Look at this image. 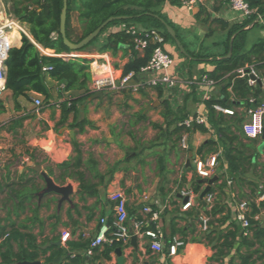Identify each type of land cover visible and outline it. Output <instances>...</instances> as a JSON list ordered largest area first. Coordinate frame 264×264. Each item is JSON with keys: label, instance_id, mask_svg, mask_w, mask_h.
Here are the masks:
<instances>
[{"label": "crops", "instance_id": "0c3cea01", "mask_svg": "<svg viewBox=\"0 0 264 264\" xmlns=\"http://www.w3.org/2000/svg\"><path fill=\"white\" fill-rule=\"evenodd\" d=\"M229 1L203 0L193 8L183 5L181 0L180 4L167 0L159 5L157 10L173 23L172 27L182 44L185 43L190 51L202 57H193L188 52L189 56H182L176 44L165 43V48L175 58V64L169 72L179 78L178 85L169 89L162 87L161 98L157 87H146L140 92L132 86L126 89L127 86L120 90H104L102 97L92 98V95L78 110V119L86 117L95 125L86 127L83 133L71 127L75 118L73 113L61 122L60 104L71 97L72 93L63 92L64 85L58 81H47L51 97L47 101L41 96L44 106L40 109L35 105L37 98L32 100L30 96V101L20 96L18 102L22 108L16 111L11 92L5 90L10 101L4 103L7 111L0 115V231L3 228H15L20 232L32 233L41 250H45L44 255L38 259L42 263H47L45 258L51 255L53 247H59L65 253L48 263L67 264L77 257L82 259L79 261L83 264H119L116 250L110 252L109 257L104 254V244L108 241L99 246H93L92 242L100 229L101 218H115L114 202L109 197L110 193L122 190L127 199L129 229L133 228L137 220L146 222L149 219V214L144 211V206L149 205L160 211L156 227L164 233L161 252L151 248V239L146 236H138L137 247L131 243V239L129 245L119 247L122 249L124 264L209 262L215 250L205 239L207 230H203L200 217L208 216L207 212L219 202L226 211L217 214L216 218L228 216L230 220L224 225L226 227L236 219L239 204L246 201V197L252 193L250 184L248 181L240 183L228 176V162L224 159L220 146L218 166L213 174L218 180L211 189H214V203H207L205 198L201 200L199 196L207 184L202 182L203 178L197 176L195 160L214 153L203 156L199 153V148L207 140L217 139V135L209 125L206 132H187L189 147L183 148L180 144L181 138L177 140V135H172L175 117L171 116L167 121L163 116L166 111L163 101L168 99L174 111L181 108L190 117L197 113L207 115L202 99L206 87L196 83L206 72L215 68L213 60L222 59L229 53L228 51L225 54L228 29H223L215 20L222 19L231 25L246 20L231 8ZM199 12H202L200 17ZM208 15L210 17L206 22L201 21ZM72 25L74 28L80 25L77 14L72 18ZM125 25H112L91 45V50L73 53L77 54L76 57L89 58L90 69L99 67L98 64H109L117 75L123 73L124 66L133 58L132 48L126 45L106 51H100L99 48L107 42L110 33L124 30ZM136 26L143 29L141 24ZM210 30L212 32L209 33ZM245 30L244 48L249 51L256 42L264 40V17L259 15ZM236 36L237 33L230 38V45L232 38L235 40ZM21 38L22 35H19L18 40L14 41L15 47L21 46ZM42 52L50 56L71 58L68 55L70 53L56 54L51 49H44ZM260 72L264 74V69H260ZM192 91H195V95H190ZM216 91L218 90L215 83L211 95ZM237 111L243 112L245 108L237 107ZM6 115L8 118H4ZM20 117H24V120L17 130L9 131L5 128L13 119ZM246 117L248 118L247 114ZM255 139L258 140V153L252 158L249 173L258 174V179L254 180L249 173L246 176L249 181L259 185L255 202L260 206L264 202V139L262 135ZM74 140L80 144L84 161L92 157L98 163L94 171L86 167L81 168L86 174V182L96 187L95 195L82 192L79 181L67 176L59 177L61 170H58L56 165L74 155ZM243 142L248 143L249 140L244 138ZM38 154L44 155L43 161H39ZM250 154L251 151L248 150L246 155ZM31 156L36 160L31 159ZM160 156L166 159L164 171L158 168ZM36 165L41 166L42 171L47 172L56 184L72 185L70 201L60 203L61 195L54 192L45 193L40 197L39 194L46 187V183L43 176L34 169ZM50 169H54L55 175L49 173ZM97 173L101 174V177L97 176ZM221 173H225V176L219 179ZM29 178L33 179V186L37 191L35 197L26 201L22 209L18 207V199L10 198L9 192ZM221 184H224L222 189L219 188ZM189 197L193 199V205L184 210L182 206ZM258 216L264 220V210ZM238 226L239 233L244 232L240 223ZM64 233H69L65 241L62 239ZM3 239L4 237L0 239V244ZM174 240L182 244L179 245L177 254L171 257L168 255V247ZM58 241H61L60 246L54 244ZM12 245L17 251L19 243L12 241ZM56 258L60 260L55 262ZM261 262H264V259L258 263ZM0 264H4L1 257Z\"/></svg>", "mask_w": 264, "mask_h": 264}, {"label": "trees", "instance_id": "16d2710c", "mask_svg": "<svg viewBox=\"0 0 264 264\" xmlns=\"http://www.w3.org/2000/svg\"><path fill=\"white\" fill-rule=\"evenodd\" d=\"M10 2L9 13L14 18L20 20L27 26L29 35L22 33V44L20 47H12L6 60L7 75L5 90L11 92V97L15 102V110L22 108L18 102L20 96L26 99L30 98V93L34 92L42 96L45 100H49L51 92L47 81L54 80L63 84V92L72 93L71 97L61 102L63 122L69 114H74V122L71 127L77 128L78 132L83 133L86 127H94V123L84 117L78 119V110L80 105L85 103L94 93L90 91L89 83L92 80V72L90 69L91 60L86 57L65 58L61 56H50L42 52L43 49L54 50L56 54L82 52L98 41L99 37L107 31L109 27L116 24H126L127 28L137 24H141L143 29L140 30H157L164 37L165 43H175L173 37L168 33L165 25L161 22L164 19L171 26H174L165 15H163L157 7L167 0H68L67 10V37L73 42H79L103 22L111 17H116L110 22L90 44L78 51L70 50L63 42L60 33V15L63 6V0H8ZM173 4H180V0H170ZM249 6L255 10V13L242 23L230 24L222 19L217 21L223 29H228V40L226 43V52L230 49V38L237 33L233 42V52L230 57L213 60L215 68L205 74L208 78L217 84V93L212 94L209 100L204 101L207 110L208 125L214 129L217 139H209L199 148V153L203 156L211 152L218 151L220 146L223 149L224 159L228 162L226 173L233 180L240 183L248 181L252 193L246 197L249 207L247 217L250 222L248 228L249 234L245 231L239 233L238 220H230L228 216L216 218L217 214L224 213L226 208L221 206L219 202L213 205L211 211L207 212L210 217L208 229L205 232V239L212 245L215 254L209 259L207 264H259L264 259V220L259 217L264 210V202L258 206L255 198L259 185L257 182L249 181L247 173H249L251 161L254 155L258 153V140L246 136L243 130V124L246 121V109L258 104L263 100V93L259 84L252 87L248 84V77H241L238 70L247 69V65L255 63V67L259 71L264 69V40L256 42L253 47L246 51L244 48L245 27L255 21L259 15L264 17V0H246ZM77 14L79 27L74 28L72 18ZM202 15L199 12L198 17ZM158 16V17H157ZM209 15L201 21L206 22ZM138 28V27H137ZM77 32L78 37H72V31ZM139 29V28H138ZM212 30L209 31V33ZM179 37V36H178ZM14 41H17L19 34H14ZM136 35L128 32L126 29L118 32L110 33L107 42L99 49L106 51L115 49L119 45H126L132 48L133 58L124 66L123 74L134 73L136 80L141 79V68L150 60L156 44L150 43L144 52H138L134 49ZM180 39V37H179ZM187 52L193 57H202L190 51L185 43H183ZM184 54H182L183 56ZM50 67V69H45ZM147 86L140 87L138 91L143 92ZM159 98L163 95V88L157 86ZM190 95H195L192 91ZM189 95V96H190ZM188 96V97H189ZM255 97V102H251L250 98ZM166 111L163 116L168 121L169 117L174 116L175 129L172 135H177V140L181 138L183 132L193 133L196 131L206 132L209 127L204 124L194 123L191 128L180 125L186 118L190 117L183 109L173 110L168 103V99L163 101ZM231 108L234 110L233 115L218 111L215 106ZM237 107H244L245 111H237ZM6 107L0 102V115L5 113ZM144 118V117H142ZM24 117L12 120L9 126L5 128L9 131H15L22 126ZM171 134V132H170ZM247 138L248 143H244L243 139ZM175 143V142H174ZM251 151L250 155H246L247 151ZM74 155L67 161L57 164L56 168L61 170L59 177H70L80 182V189L90 195L96 194V187L86 182V174L81 170L86 167L94 171L97 168V161L92 157L87 161L82 159L80 144L73 141ZM34 161L36 158L31 156ZM165 157L160 156L158 160V168L160 171L165 170ZM257 165V164H256ZM115 170V168L113 169ZM49 173L55 175L54 169H50ZM101 177V174L97 173ZM225 176V173L219 174V179ZM225 184L226 182L223 181ZM224 184L219 185L223 188ZM0 182V190H1ZM263 189V188H262ZM214 190V189H213ZM211 190L210 192H212ZM37 189L33 186V179L29 178L23 181L16 189L9 192L10 198L18 199V207L24 209L26 201H30L35 197ZM263 192V190H262ZM258 216V218H256ZM114 217L109 219L110 224L114 222ZM155 224L150 223L143 229H154ZM0 257L4 264H18L24 261H36L44 255L36 237L29 232H20L18 229L12 228L7 230L1 229L0 239ZM113 236L108 234V238ZM12 241L19 243V248L15 251ZM123 247V243L113 238L112 242L104 244V254L109 257V253L117 248ZM5 249V250H4ZM65 252L59 247H53L50 256L45 261L51 262L55 257L63 255ZM70 258V256H69ZM80 258L71 259V263L67 264H83ZM80 262V263H79ZM260 264H264L261 262Z\"/></svg>", "mask_w": 264, "mask_h": 264}, {"label": "built area", "instance_id": "2783aa9c", "mask_svg": "<svg viewBox=\"0 0 264 264\" xmlns=\"http://www.w3.org/2000/svg\"><path fill=\"white\" fill-rule=\"evenodd\" d=\"M182 4L188 8H193L198 4H201L203 0H181ZM231 8L237 12L241 18L248 19L255 13V10L252 9L246 0H230L229 1ZM128 32L136 35L134 49L138 52H144V49L150 44H156L152 56L149 62L141 68V79L137 80V84L133 85L132 88L138 90L140 87H157L161 86L164 88H173L178 85L179 78L172 75L169 70L175 64L174 56L164 47V37L162 34L153 29V30H140L137 27L131 26L127 28L124 26ZM17 32L19 35L25 33L29 35L26 25L20 20L14 18L10 15L7 17L4 23L0 25V97L5 91L6 84V75H7V66L6 60L9 55V51L14 47V33ZM42 51L44 49L41 48ZM70 57H76L75 54H68ZM264 62V60H263ZM99 67H92V80L90 83V91L95 93L98 91L104 90H120L128 86V83L131 79L134 78V73L131 72L127 75L120 73L117 75L115 69L109 64H98ZM50 69V67L45 68ZM238 73L241 77H248L249 86L260 85L263 96H264V74H260L255 65H249L247 69H239ZM193 84V82H190ZM199 86L204 85L206 87L203 92L202 99L203 101L209 100L211 98V89L215 84V81L208 78L204 74L200 80L196 83ZM251 102H255V97L250 98ZM35 105L38 109L44 106L42 100L37 98L35 100ZM215 108L218 111H222L226 114L233 115L234 110L231 108L222 107L216 105ZM248 118L243 124V130L246 136L250 138H258L263 134L264 130V97L261 102L252 107L246 109ZM194 123L208 125L207 115L197 113L194 116L186 118L180 125L185 126L186 128H191ZM188 133H183L180 139V144L183 148H188ZM220 152L215 151L214 153L208 155L207 157H198L195 160V172L199 178H211L218 166V157ZM187 195V194H184ZM214 193L209 192L204 198L209 204L214 203ZM110 199L114 202V212L115 219L112 224L106 217L101 218V226L98 231L97 236L92 242L93 246L102 245L104 242H112L113 238L119 240L123 245H129L132 233L137 236H146L151 239V248L156 251H163V246L161 239L164 238V233L158 227L156 223L160 218V211L152 208L151 206H144V211L149 214V219L144 222L142 220H137L132 229H129L127 225L128 212L126 205V196L122 190H115L110 193ZM193 205V199L188 198L186 203L182 206L184 210L188 209ZM248 204L246 201H243L239 204L238 211L236 214V219L238 223L244 228L245 234H249L250 222L247 217ZM258 218V216H256ZM202 222L203 230H207L209 225L208 222L210 218L208 216L202 215L200 217ZM146 223H154V229H143ZM132 231V233H131ZM108 234H111L113 237L108 238ZM69 233H64L62 239L65 241ZM182 242L174 240V242L169 243L168 255L173 257L177 254L178 247Z\"/></svg>", "mask_w": 264, "mask_h": 264}, {"label": "water", "instance_id": "95a60500", "mask_svg": "<svg viewBox=\"0 0 264 264\" xmlns=\"http://www.w3.org/2000/svg\"><path fill=\"white\" fill-rule=\"evenodd\" d=\"M67 10H68V0H63V6H62V9H61V15H60V33L62 35L64 44L70 50H73V51L81 50L82 48H84L85 46L90 44L95 38H97L99 36V34L102 32V30L110 22H112L114 19H116V17H111V18L107 19L97 29H95L92 33H90L88 36L83 38L81 41L73 42L67 37V33H66ZM161 22L165 25L168 33L175 40V43H176L178 49L180 50V52L182 54H184V55L189 56V54L187 53V51H186L185 47L183 46L182 42L178 38L175 29L171 25L166 23L165 20L161 19ZM233 41H234V37L231 40L229 53L227 54V56H225V58L230 57L232 55V52H233ZM136 84H137V80L136 79H131L129 81L128 87L126 89H129V87H131L133 85H136ZM103 95H104V91L101 90V91H98L95 94H93L92 98L102 97ZM262 137L264 139V130H263ZM34 169L43 176V178L45 180V183H46V187L39 194L40 197H42L45 193L54 192V193H57V194L61 195L60 203L64 202L65 200H67V201L71 200L70 199V195H71V193L73 191L72 185L64 186V185L56 184L55 181L53 180V178L47 172L42 171V168L39 165H36L34 167ZM217 180H218V177L216 175L211 177V178H203L202 179V182L206 183L207 186L205 187V189L201 192V194L199 196V198L201 200H204V197L211 191L212 185ZM131 233H132V231H131ZM137 241H138V236L132 233L131 243L134 246L137 247ZM54 244L60 246L61 245V241L55 242ZM116 253L119 255V264H124L123 263V256H122V249L121 248H117L116 249ZM59 260H60V258H56L55 262H57ZM22 264H53V263H42L40 260H36V261H31V262L30 261H24V262H22Z\"/></svg>", "mask_w": 264, "mask_h": 264}, {"label": "rangeland", "instance_id": "374dc122", "mask_svg": "<svg viewBox=\"0 0 264 264\" xmlns=\"http://www.w3.org/2000/svg\"><path fill=\"white\" fill-rule=\"evenodd\" d=\"M9 7H10V2L8 0H0V25L2 23L5 22V20L7 19V17H10V13H9ZM72 37L73 38H77L78 37V34L77 32L75 31H72ZM22 35V34H21ZM91 46L89 48H87L85 51H88V50H91ZM70 54H75V56L77 55L76 53H70ZM94 68V67H93ZM92 70V68H91ZM217 93V91L215 92ZM30 96H32V100L35 99V98H41L43 100V98L40 96L38 97H35L36 95L35 94H31L30 93ZM31 99L29 98L28 100L31 101ZM10 101V97L7 95V93L4 91L0 97V102H3V103H8ZM1 117V116H0ZM4 118H8V115H6ZM38 159L39 161H43L44 160V155L42 154H38ZM249 175L254 179V180H257L258 179V174L255 175L253 172L252 173H249Z\"/></svg>", "mask_w": 264, "mask_h": 264}, {"label": "bare ground", "instance_id": "6f19581e", "mask_svg": "<svg viewBox=\"0 0 264 264\" xmlns=\"http://www.w3.org/2000/svg\"><path fill=\"white\" fill-rule=\"evenodd\" d=\"M15 33H17V32H15ZM15 33H14V34H15ZM13 36H14V35H13Z\"/></svg>", "mask_w": 264, "mask_h": 264}]
</instances>
